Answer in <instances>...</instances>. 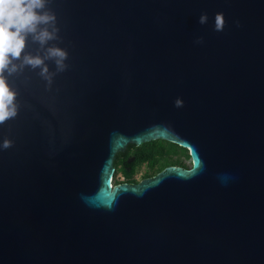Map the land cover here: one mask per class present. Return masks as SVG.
<instances>
[{"label":"water","instance_id":"water-1","mask_svg":"<svg viewBox=\"0 0 264 264\" xmlns=\"http://www.w3.org/2000/svg\"><path fill=\"white\" fill-rule=\"evenodd\" d=\"M49 7L68 68L51 86L30 68L10 78L0 264H264V0ZM157 140L190 167L116 183L117 154Z\"/></svg>","mask_w":264,"mask_h":264},{"label":"clouds","instance_id":"clouds-1","mask_svg":"<svg viewBox=\"0 0 264 264\" xmlns=\"http://www.w3.org/2000/svg\"><path fill=\"white\" fill-rule=\"evenodd\" d=\"M53 0H0V126L15 119L19 114L17 103L18 91L12 86L11 77L22 73L26 68L38 71L39 76L49 86L57 73L67 70L68 51L60 47V28L58 18L49 5ZM209 22L208 14L202 13L199 23ZM235 24L240 27V21ZM213 30H225V13L217 12L214 17ZM203 44V37L195 41ZM35 48L29 51V45ZM55 65L52 72L49 62ZM176 108L184 106L182 99L174 102ZM12 147V142L5 139L0 143V150ZM222 184H227L232 177L221 174Z\"/></svg>","mask_w":264,"mask_h":264},{"label":"trees","instance_id":"trees-1","mask_svg":"<svg viewBox=\"0 0 264 264\" xmlns=\"http://www.w3.org/2000/svg\"><path fill=\"white\" fill-rule=\"evenodd\" d=\"M134 148V154L137 156V166L131 171H127L126 157L123 153H118L115 160L116 173L121 172L127 178L126 181L116 180V183L130 182L137 183L134 173L144 164L148 163L149 169L144 174L143 178L151 177L162 171L168 166H183L188 168V160L190 154L188 149L183 148L175 143L164 140L152 141L141 146L130 145Z\"/></svg>","mask_w":264,"mask_h":264},{"label":"flooded vegetation","instance_id":"flooded-vegetation-1","mask_svg":"<svg viewBox=\"0 0 264 264\" xmlns=\"http://www.w3.org/2000/svg\"><path fill=\"white\" fill-rule=\"evenodd\" d=\"M122 156L126 157L127 171H131L133 167L137 166V156H136V154H134V148L133 147L128 146L127 150L125 152H123ZM188 167H190V165ZM145 169H146V171L149 169L148 163H146ZM136 172L134 173V176H135ZM125 179H127V178L125 177ZM128 183H130V182H128Z\"/></svg>","mask_w":264,"mask_h":264},{"label":"built area","instance_id":"built-area-1","mask_svg":"<svg viewBox=\"0 0 264 264\" xmlns=\"http://www.w3.org/2000/svg\"><path fill=\"white\" fill-rule=\"evenodd\" d=\"M145 167H146V163H144L139 169H138V171L136 172V174H135V179H137V180H141L142 179V177L144 176V174H145ZM143 170H144V172H143ZM143 174V175H142ZM142 175V177H140ZM121 181H126V179H125V176L122 174V176H121V179H120Z\"/></svg>","mask_w":264,"mask_h":264},{"label":"rangeland","instance_id":"rangeland-1","mask_svg":"<svg viewBox=\"0 0 264 264\" xmlns=\"http://www.w3.org/2000/svg\"><path fill=\"white\" fill-rule=\"evenodd\" d=\"M191 163H192L191 160H188V164L191 165ZM143 172H144V170H143ZM145 173H146V170H145ZM142 175H143V174H142ZM142 175H141L140 177H142ZM121 176H122V173H121V172L116 173L115 176H114V180H115V181H116L117 179L120 180V179H121Z\"/></svg>","mask_w":264,"mask_h":264}]
</instances>
